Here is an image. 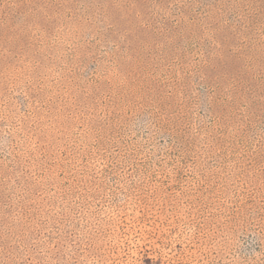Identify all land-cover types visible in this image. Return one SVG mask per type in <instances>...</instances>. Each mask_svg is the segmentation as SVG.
Here are the masks:
<instances>
[{
	"label": "rangeland",
	"instance_id": "374dc122",
	"mask_svg": "<svg viewBox=\"0 0 264 264\" xmlns=\"http://www.w3.org/2000/svg\"><path fill=\"white\" fill-rule=\"evenodd\" d=\"M0 264H264V0H0Z\"/></svg>",
	"mask_w": 264,
	"mask_h": 264
}]
</instances>
